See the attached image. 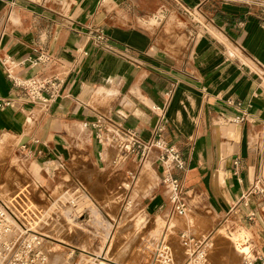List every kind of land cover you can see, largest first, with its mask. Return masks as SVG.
<instances>
[{
	"label": "crops",
	"instance_id": "1",
	"mask_svg": "<svg viewBox=\"0 0 264 264\" xmlns=\"http://www.w3.org/2000/svg\"><path fill=\"white\" fill-rule=\"evenodd\" d=\"M180 26L191 38L184 48L173 45ZM97 30L106 46L93 40ZM41 53L50 61L35 65ZM5 56L19 64L20 77L60 78L58 100L46 110L30 103L7 77ZM0 95L11 99L0 109V140L17 142L15 154H26L23 144L34 151L27 161L34 172L22 166L34 182L47 165L38 151H48L59 168L46 180L80 185L92 201L129 191L126 205L133 197L155 223L174 217L158 151L149 158L155 168H143L113 144L102 146L93 124L112 121L148 141L158 121L152 107L164 106L166 137L188 162L183 184L197 231L255 211L253 251L264 264V195L240 202L257 180L264 183V0H0ZM242 113L247 120L233 123ZM132 174L135 182L123 181Z\"/></svg>",
	"mask_w": 264,
	"mask_h": 264
},
{
	"label": "rangeland",
	"instance_id": "2",
	"mask_svg": "<svg viewBox=\"0 0 264 264\" xmlns=\"http://www.w3.org/2000/svg\"><path fill=\"white\" fill-rule=\"evenodd\" d=\"M203 22H205L204 19ZM185 28L180 26L173 33V36L177 38L173 45L178 48H184L191 42ZM16 146L17 142L11 138L0 140V197L11 204L13 198L17 197L16 194L25 190L27 196L25 202L24 199L17 197L14 203H21L24 207L27 202L37 210L42 212L47 210L46 213L51 221L42 231L48 236L45 245L52 264H69V262L77 264L81 253L99 254L97 256L111 260L110 263L114 262L112 264H151L154 248L162 238L166 226L183 228L198 238L210 237L213 243L209 251L211 264H243L248 257L246 255L248 250L254 252L255 237L251 227L254 225V220L246 217L230 216L227 222L222 218H216L213 223L207 221L208 224L204 226L202 232L197 231L199 220L195 213L190 212V209L188 210L190 213L186 216L174 214L171 221L167 216L164 219L158 217L155 223L156 217L141 211L140 204L133 197L130 200L132 203L126 205L130 193L129 191L124 193L123 189L111 191V196L106 198L111 199L110 201H100L94 196L92 201L87 197L83 199L81 196L75 206L70 203L73 188L58 186V183L46 180L45 177L48 178L53 173L47 175L44 170L38 169L35 174L41 182L40 187L34 182L29 171L24 169L31 165L33 170V164L22 160L18 151L15 154ZM112 146L115 147V145ZM143 168L155 167L149 159L146 160ZM27 177L30 179L26 182ZM136 178L137 175L132 174L123 181L132 183ZM112 199L116 200L115 203H111ZM162 224L165 225L162 226ZM218 227L220 228L216 229ZM176 228L171 234L166 233V229L165 234L166 239L168 238L175 246V254L177 255V250L182 251L180 257L177 255L179 260L177 262L181 264L184 261V249L180 244ZM235 238L238 242L236 246L232 244ZM246 247L247 249H243ZM73 250L75 252L68 261ZM215 252L219 255L215 256Z\"/></svg>",
	"mask_w": 264,
	"mask_h": 264
},
{
	"label": "built area",
	"instance_id": "3",
	"mask_svg": "<svg viewBox=\"0 0 264 264\" xmlns=\"http://www.w3.org/2000/svg\"><path fill=\"white\" fill-rule=\"evenodd\" d=\"M93 35H95L93 40L98 45L106 46L107 38L103 30H97ZM1 61L12 86L22 93L30 103L46 110L60 97L63 83L60 78L40 74L23 78L16 73L19 64L15 60L5 56ZM49 61L50 57L46 53H41L33 59L35 65L45 64ZM10 103L11 99L0 95V109ZM152 109L157 113L158 121L150 140H143L136 129L124 127L112 121L107 124L102 118L93 124L97 129L96 139L102 146L115 145L122 153L121 157L132 155L143 164L150 158L153 151H158L157 160L162 170L161 182L168 194L172 212L184 216L189 209L187 192L183 184V175L188 169V162L180 147L166 137L168 123L165 107L153 105ZM246 120L247 113H242L236 116L232 122L243 123ZM21 149L26 152V154H20L22 160L27 162L34 159V151L26 144H23ZM38 155L46 157L47 165L44 171L47 175L58 170L59 167L54 163L50 152L40 150ZM235 166L236 172H238L241 168L240 159L235 160ZM35 183L40 187L41 183L38 180ZM84 193L82 186H77L71 192L70 203L76 206V201ZM256 194L264 195V183L260 180H257L242 195L240 202L247 206L250 203V197ZM16 196L21 200L24 199V202L27 199L25 190L17 193ZM17 197L13 198V201H16ZM13 201L9 204L0 197V264H49V253L45 245L48 236L42 231L51 221L46 213L47 210L42 212L27 202L23 207L21 203L17 204ZM255 216V211L248 213L249 219H253ZM179 241L184 249V261L181 264H211L209 251L213 243L210 237L202 239L182 230L179 233ZM107 261L105 257L90 256L84 260L83 264H105ZM245 262L246 264H256L255 252L249 251ZM151 264H178L174 247L165 236L156 243Z\"/></svg>",
	"mask_w": 264,
	"mask_h": 264
},
{
	"label": "bare ground",
	"instance_id": "4",
	"mask_svg": "<svg viewBox=\"0 0 264 264\" xmlns=\"http://www.w3.org/2000/svg\"><path fill=\"white\" fill-rule=\"evenodd\" d=\"M157 19V18H156ZM160 19H162V18H160ZM157 20H159V19H157ZM178 21V20H177ZM188 214V212L186 213V215ZM186 215H184V216H186ZM236 240H237V238H235V239H233V242H232V244H235V246L238 244V242H236ZM75 252V250H73V252H71V254H70V256H69V258H68V261L71 259V257H72V254ZM51 255V254H50ZM97 255H99V254H91V253H88V254H86V255H84V254H82L81 253V257H80V260L77 262V264H83L84 263V260L86 259V258H89L90 256H97ZM56 258H58V257H56ZM49 264H52V261H51V257H50V260H49ZM55 264V263H54ZM69 264H70V262H69ZM105 264H112V263H110V261H107Z\"/></svg>",
	"mask_w": 264,
	"mask_h": 264
}]
</instances>
